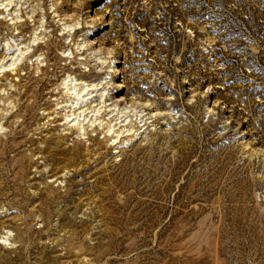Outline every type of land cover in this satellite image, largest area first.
<instances>
[{
    "label": "rangeland",
    "instance_id": "rangeland-1",
    "mask_svg": "<svg viewBox=\"0 0 264 264\" xmlns=\"http://www.w3.org/2000/svg\"><path fill=\"white\" fill-rule=\"evenodd\" d=\"M0 264H264V0H0Z\"/></svg>",
    "mask_w": 264,
    "mask_h": 264
},
{
    "label": "bare ground",
    "instance_id": "bare-ground-1",
    "mask_svg": "<svg viewBox=\"0 0 264 264\" xmlns=\"http://www.w3.org/2000/svg\"><path fill=\"white\" fill-rule=\"evenodd\" d=\"M66 96H67V98H69L68 99V101H71V103L69 104V106L70 107H72V108H84V104L83 105H80L81 103H83V102H86V103H88L87 101H85V98H83V96H80V94H78V96H74L73 98H72V96H71V93H69L68 91L66 92ZM91 103V102H90ZM79 107H78V106ZM88 108H90V106L88 107ZM76 124V123H75ZM74 124V125H75ZM125 130H123V129H119L118 130V134H117V136H119L120 134H122L123 132H124Z\"/></svg>",
    "mask_w": 264,
    "mask_h": 264
}]
</instances>
